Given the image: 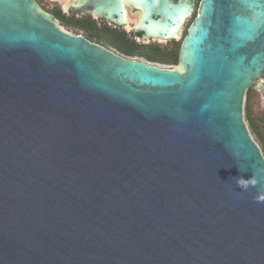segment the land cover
Segmentation results:
<instances>
[{
	"label": "water",
	"instance_id": "1",
	"mask_svg": "<svg viewBox=\"0 0 264 264\" xmlns=\"http://www.w3.org/2000/svg\"><path fill=\"white\" fill-rule=\"evenodd\" d=\"M174 1L139 0L140 42L177 40L195 3ZM263 1L205 0L170 70L0 0V264H264Z\"/></svg>",
	"mask_w": 264,
	"mask_h": 264
},
{
	"label": "flooded vegetation",
	"instance_id": "2",
	"mask_svg": "<svg viewBox=\"0 0 264 264\" xmlns=\"http://www.w3.org/2000/svg\"><path fill=\"white\" fill-rule=\"evenodd\" d=\"M204 1L205 0H194L195 19L199 16L200 9ZM35 2L42 12L52 16L56 20V26H58L61 30L62 26H66L81 31H86L85 29L87 28L89 30L97 29L118 32L125 35L127 40L136 41H139V39L143 36L142 33L136 32V27L140 23L142 16V8L139 0H35ZM174 2L179 3L183 2V0H175ZM262 4L264 6V1ZM115 6H121L126 11V22L122 25H118L116 23L119 19L117 14H113V20H110L105 15H99L96 12L99 8L108 10L113 9ZM223 9L224 6L217 2L216 10L220 12ZM247 49L244 51L250 54H259L264 57V34L261 35V37L254 43H250ZM246 98H248L251 105L261 107L262 113L259 117H256L257 123L262 125L264 122V68L253 77L251 86L246 93ZM257 139L262 144L258 137Z\"/></svg>",
	"mask_w": 264,
	"mask_h": 264
},
{
	"label": "trees",
	"instance_id": "3",
	"mask_svg": "<svg viewBox=\"0 0 264 264\" xmlns=\"http://www.w3.org/2000/svg\"><path fill=\"white\" fill-rule=\"evenodd\" d=\"M84 28V27H81ZM90 33L91 39L106 42L109 45L115 47L120 52L127 56H140L144 57L151 62H159L164 64H179V56L182 47V43H174L169 48H163L160 46L144 45L140 44L136 40H127L125 35L118 32L103 31V30H89L85 29ZM246 102V112L248 120L254 134L260 139L264 146V122L262 125L258 124L252 114L251 105Z\"/></svg>",
	"mask_w": 264,
	"mask_h": 264
},
{
	"label": "rangeland",
	"instance_id": "4",
	"mask_svg": "<svg viewBox=\"0 0 264 264\" xmlns=\"http://www.w3.org/2000/svg\"><path fill=\"white\" fill-rule=\"evenodd\" d=\"M194 19H195V14L186 22L184 28L182 29L181 35L175 41L165 42V41H161V40H151V41L145 42V43L140 42V41H137V42H139L140 44H144V45L160 46V47H163V48H169L174 43H183L185 37L187 36L188 30H189L190 26L192 25ZM62 29L64 31L68 32L69 34L74 35V36L81 35V36L85 37L86 39H88L89 41H91V42H93L95 44H98V45H100V46L112 51L113 53H115L117 55H120L123 58H126V59L137 60V61H140V62H143V63H148V64H156V65H158L159 67H161L163 69L176 70L179 67V64H164V63H159V62H151V61L147 60L146 58L140 57V56H127V55L123 54L122 52H120L115 47L109 45L108 43H106L104 41L100 42V41L91 39L89 37L90 33H88L87 31L76 30L74 28H70V27H66V26H62ZM246 102H247V98H245V104H244V122H245V124H246V126L248 128V131H249L252 139L260 147V149L262 151V154L264 156L263 145L258 141L257 136L254 134V132L252 130V127L250 125V121L248 120V116H247V112H246ZM249 104H250V102H249ZM251 108H252L253 117H254L255 121L257 122V117L256 116L259 117V115L262 113L261 112V107L251 105Z\"/></svg>",
	"mask_w": 264,
	"mask_h": 264
},
{
	"label": "built area",
	"instance_id": "5",
	"mask_svg": "<svg viewBox=\"0 0 264 264\" xmlns=\"http://www.w3.org/2000/svg\"><path fill=\"white\" fill-rule=\"evenodd\" d=\"M151 65H155V66H158V65H156V64H151ZM159 67V66H158ZM161 68V67H160Z\"/></svg>",
	"mask_w": 264,
	"mask_h": 264
},
{
	"label": "clouds",
	"instance_id": "6",
	"mask_svg": "<svg viewBox=\"0 0 264 264\" xmlns=\"http://www.w3.org/2000/svg\"><path fill=\"white\" fill-rule=\"evenodd\" d=\"M242 179V178H241ZM239 182V181H238Z\"/></svg>",
	"mask_w": 264,
	"mask_h": 264
}]
</instances>
